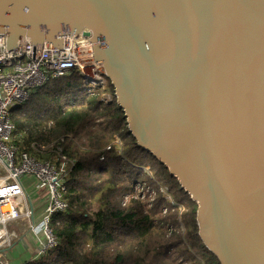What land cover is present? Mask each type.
Returning <instances> with one entry per match:
<instances>
[{
  "label": "water",
  "instance_id": "water-1",
  "mask_svg": "<svg viewBox=\"0 0 264 264\" xmlns=\"http://www.w3.org/2000/svg\"><path fill=\"white\" fill-rule=\"evenodd\" d=\"M93 44L136 144L220 264H264V0H0V34Z\"/></svg>",
  "mask_w": 264,
  "mask_h": 264
},
{
  "label": "trees",
  "instance_id": "trees-1",
  "mask_svg": "<svg viewBox=\"0 0 264 264\" xmlns=\"http://www.w3.org/2000/svg\"><path fill=\"white\" fill-rule=\"evenodd\" d=\"M106 81V88H92L77 74L51 79L12 115L14 143L22 150L40 144L47 147L46 158L60 149L71 162L69 209L52 222L59 247L30 264H220L198 235L196 203L136 144ZM107 92L113 94L109 103L100 99ZM137 187L139 196L124 204ZM98 197L104 205L94 211ZM156 232L170 238L156 240ZM192 247L195 256L188 255Z\"/></svg>",
  "mask_w": 264,
  "mask_h": 264
},
{
  "label": "built area",
  "instance_id": "built-area-1",
  "mask_svg": "<svg viewBox=\"0 0 264 264\" xmlns=\"http://www.w3.org/2000/svg\"><path fill=\"white\" fill-rule=\"evenodd\" d=\"M87 33L84 29L64 34L63 48H48L47 43L34 44L24 37L9 50L7 36L0 34V264H9L6 250L19 241L35 247L33 262L59 247L52 222L69 209L66 194L71 162L60 149L46 158L47 147L40 144L31 146L34 153L22 150L14 143L12 115L51 79L77 74L87 85H103L106 76L102 65L95 62ZM25 178L33 180L32 189L24 184ZM36 196L45 202L40 218ZM18 220L27 221L25 231L10 228Z\"/></svg>",
  "mask_w": 264,
  "mask_h": 264
},
{
  "label": "rangeland",
  "instance_id": "rangeland-1",
  "mask_svg": "<svg viewBox=\"0 0 264 264\" xmlns=\"http://www.w3.org/2000/svg\"><path fill=\"white\" fill-rule=\"evenodd\" d=\"M72 76H70L69 78H71ZM90 86H92V88L94 87L92 84H90ZM106 86H107V81L106 80H104L103 81V85H102V88H106ZM100 99L102 100V101H104V102H111V101H113V94L111 93V92H107V93H103L101 96H100ZM41 115L43 116L44 115V112H42L41 113ZM118 142V143H117ZM117 144L118 145H120V144H122L121 143V140H117ZM118 151L119 152H121L122 151V149H121V147H118ZM49 159H50V156H49ZM119 170V169H118ZM123 171V170H122ZM145 171H147V172H149L150 173V170H148V168H146L145 169ZM121 185H118V188L120 187ZM136 190L137 191H134V193L132 194V196H131V198L129 199V195H127L125 198H124V204H128L130 201L129 200H131L132 198H137L138 196H139V194H137L138 192H139V190H140V187H137L136 188ZM161 191L163 192L164 191V188H162L161 189ZM137 192V193H136ZM119 193H117V195H118ZM165 197L168 199V200H171L172 201V199L170 198V196L168 195V194H165ZM115 200H117L118 201V199H117V196H116V198H115ZM103 202V200L102 199H100L99 197L96 199V200H94L93 201V205H92V209L95 211V210H97L101 205H104V203H102ZM173 202V201H172ZM181 209L183 210V208L181 207ZM10 228H15V229H20L21 230V232H23V231H25L26 229H27V221L25 222V220H18V221H16V222H13V223H11L10 224ZM157 231H159V230H157ZM181 233H182V236L184 237V236H186V235H188V233H187V229H186V227H182L181 228ZM179 233V231L177 232V234ZM154 238L156 239V240H161V241H165L167 238H170L169 237V235L168 236H166V235H164L163 233H161V232H156L155 234H154ZM174 251H177L176 249L174 250ZM14 256L12 255V253H10V255H9V260L11 261V264H25L26 262H28L29 261V257H28V254H27V251H25L24 249H22V247H20V246H17L15 249H14ZM195 252H196V249H193V247H192V251H190L189 252V254L188 255H194L195 256ZM44 258H42V259H39L38 261H35V262H39V261H41V260H43ZM187 261H183L182 263H184V264H187L186 263Z\"/></svg>",
  "mask_w": 264,
  "mask_h": 264
},
{
  "label": "crops",
  "instance_id": "crops-1",
  "mask_svg": "<svg viewBox=\"0 0 264 264\" xmlns=\"http://www.w3.org/2000/svg\"><path fill=\"white\" fill-rule=\"evenodd\" d=\"M24 184L29 187V189H32L33 187V180L30 179V178H25L24 179ZM32 186V187H31ZM34 202H35V209H36V216L37 218H40V216L42 215V212L45 208V205H44V200L40 199V197L36 196L35 199H34ZM17 246H20L22 247V249H24L25 251H27V254H28V257L30 258L28 262H26L25 264H30V263H34L32 260L35 258V256L37 255V250L35 249L34 246H32L31 243H29L28 241H19L17 243H15L11 248H8L6 250V258L8 259L9 261V264H11V261L9 260V255L10 253H12V255L14 256V249L17 247Z\"/></svg>",
  "mask_w": 264,
  "mask_h": 264
}]
</instances>
